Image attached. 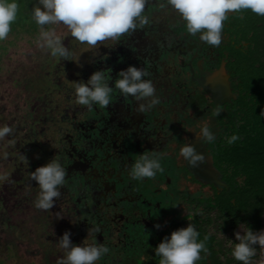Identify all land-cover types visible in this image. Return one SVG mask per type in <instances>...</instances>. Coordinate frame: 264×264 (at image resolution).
Masks as SVG:
<instances>
[{
	"label": "flooded vegetation",
	"instance_id": "obj_1",
	"mask_svg": "<svg viewBox=\"0 0 264 264\" xmlns=\"http://www.w3.org/2000/svg\"><path fill=\"white\" fill-rule=\"evenodd\" d=\"M29 1L23 8L29 14V20L23 21L24 27L32 24L35 28L28 34L10 32L8 37H40L33 9L42 6L38 0ZM143 16L148 24L109 40L108 45L98 44L96 55L89 52L75 62L72 54L69 61L63 60L64 72L58 80L65 83L64 79L69 78L73 83L64 84L66 94L61 99L68 100L67 107L55 105L50 118L55 130L47 132L44 119L39 123L33 139L37 145L30 150L40 155L42 166L55 159L66 169L61 197L49 211L33 208L32 201L38 195L28 197L31 195L26 191L34 192L32 184L38 185L29 177L20 185L25 189L23 196L15 189L17 196L13 195L11 206L0 201V214L16 216L13 221L18 222L0 220V264H57L67 256L58 242L65 232L70 233L74 245L97 242L109 248L96 264H120L132 250L134 255L139 242L151 234L157 239V234L167 232L175 220L187 215L188 209H192L191 201L196 204V199H209L224 186L213 166L211 150L226 127L224 107L234 98L224 92L219 93L221 96L218 91L211 94L200 84L208 75L218 79L217 70L222 63L224 67V62L216 67L213 46L205 47L212 55L208 54L203 47L207 43L199 39V33L193 36L186 31L180 14L166 0H148ZM232 16L229 14L224 22L222 39L231 37L226 29L231 27ZM60 27V24L46 25L45 30H55L60 37L71 35L66 26L65 30ZM86 46L74 45V51ZM129 66L144 69L148 73L144 79L151 80L156 87L160 103L149 111L137 112L140 102L115 88L118 73ZM98 70L111 76L109 86L113 92L107 108L93 104L92 110H88L77 103L74 82L87 83ZM227 80L229 84L228 75ZM47 81L50 85L51 81ZM231 95L234 97L232 92ZM218 107L221 114L217 117L213 113ZM203 126L215 133L213 143L196 141L195 134ZM41 139H46L45 143H40ZM189 143L205 157L202 166L191 167L201 179L193 175L180 155L181 148ZM151 152L160 155L164 171L157 172L154 179H132L131 166L141 154ZM36 192L40 193V189ZM23 202L25 211L19 212L22 208L18 206ZM46 213L50 215L48 219L44 217ZM29 218L36 225L40 222L43 225L35 229L31 221L29 226L25 225L30 228L25 230L21 222ZM97 228L99 232L95 231Z\"/></svg>",
	"mask_w": 264,
	"mask_h": 264
},
{
	"label": "clouds",
	"instance_id": "obj_2",
	"mask_svg": "<svg viewBox=\"0 0 264 264\" xmlns=\"http://www.w3.org/2000/svg\"><path fill=\"white\" fill-rule=\"evenodd\" d=\"M39 5L33 9V18L40 26V43L38 46L50 50L52 57L68 58L72 55L64 46L62 38L55 30H45L46 25L63 24L70 31L71 36L81 44L95 48L107 40H116L119 37L134 32L137 27L148 24L143 16L148 0H38ZM167 5L178 12L185 22L186 31L213 47L222 42V30L229 14L250 10L252 13L264 17V0H166ZM164 5H161L163 7ZM19 5L15 0H0V41L7 39L11 25L17 19ZM111 72V69L107 70ZM148 73L136 66H129L118 73L115 88L125 96L134 97L138 102L137 112L151 110L160 103L156 96V87L151 80L144 79ZM110 75L105 71L94 72L87 83L74 82L77 103L92 110L93 104L107 108L110 104L113 87L109 86ZM221 114L218 107L213 113ZM13 129L4 126L0 128V139L12 133ZM199 143H213L215 133L208 126H203L195 134ZM239 139L238 135L227 138L228 144ZM180 155L189 167L197 168L205 162V157L196 152L192 143L180 150ZM23 162L28 164L25 156ZM158 153L141 154L131 166L130 176L134 180L144 178L154 179L157 172L164 169L160 163ZM30 179L35 181L40 193L35 207L49 211L55 201L61 197V187L67 176L66 169L58 160L52 159L34 172L29 173ZM0 179L7 180L5 175ZM159 228V225H156ZM236 232L232 256L240 264H253L252 258L256 255L257 247L264 249V231L253 232L248 226L240 225ZM88 231V235L90 233ZM99 232L100 229L95 230ZM243 233V234H241ZM222 236V233H221ZM199 233L192 224L178 229L165 238L155 249L156 256L160 257L159 264H196L201 259V252L207 253L205 242L208 238L198 242ZM223 237V236H222ZM59 245L67 251L65 259L57 264H96L101 257L109 252V248L101 243L90 245H74L70 240V233L65 232L59 239ZM232 243V241H229ZM233 244V243H232Z\"/></svg>",
	"mask_w": 264,
	"mask_h": 264
},
{
	"label": "trees",
	"instance_id": "obj_3",
	"mask_svg": "<svg viewBox=\"0 0 264 264\" xmlns=\"http://www.w3.org/2000/svg\"><path fill=\"white\" fill-rule=\"evenodd\" d=\"M31 1V0H30ZM29 1V2H30ZM19 5L17 19L11 25V33L18 31L28 34L35 27L25 25L29 14L25 8L26 0H15ZM21 29L18 30V26ZM231 27L226 29L231 37L222 39L218 47H213L216 67L224 62V69L229 79V86L234 99L224 107L225 128L219 141H215L211 150L214 168L219 172L224 186L215 191L206 200L196 199L190 202L192 209L167 232L153 234L138 243V250L127 254L120 264H159L160 257L155 249L171 233L188 224H192L199 233L198 242L204 241L207 253L201 252V259L196 264H240L232 256L235 233L240 225L248 226L253 232L262 230L264 215V17L245 10L234 13ZM33 27V28H32ZM31 28V29H30ZM25 30V31H22ZM235 35V37H233ZM31 37H7L0 41L19 46ZM36 38V37H33ZM3 42V44H1ZM74 45L84 46L77 41ZM107 45L109 41H105ZM193 47L194 45L191 44ZM208 44L203 45L204 50ZM20 47V46H19ZM2 51V52H3ZM47 51L46 48L43 50ZM2 52H0L2 54ZM212 55V54H211ZM53 65V63H52ZM51 65V66H52ZM46 84L49 82L46 80ZM238 135L239 139L228 144L227 138ZM8 141L9 139L6 138ZM0 139V147L7 143ZM4 152H0V156ZM222 233V236H221ZM243 234V233H241ZM229 241H232L230 243ZM261 248L257 247L253 264H259Z\"/></svg>",
	"mask_w": 264,
	"mask_h": 264
},
{
	"label": "rangeland",
	"instance_id": "obj_4",
	"mask_svg": "<svg viewBox=\"0 0 264 264\" xmlns=\"http://www.w3.org/2000/svg\"><path fill=\"white\" fill-rule=\"evenodd\" d=\"M60 25L59 29H66L63 24ZM70 36L66 34L61 36V38L64 46L73 54L72 56H76L73 57L75 62L80 61V58L87 56L85 54L89 52H94L93 56L96 55L98 48H93L89 45L78 51L69 48L72 44L71 41H76ZM40 42V37L26 38L25 42L18 44L19 47L7 45L8 41H6L4 43L6 49L2 54L0 53V128L8 126L13 129L12 133L5 137V140L8 138L9 141L7 140V143L0 147V152H4L0 156L2 168L0 177L8 176L7 180L0 179L3 182L0 184V192L2 191L0 195L2 200L0 201L4 200L7 207L11 206V200L17 196L14 192L16 188L20 191V196L24 195L25 189L20 187V185H23L30 177L29 173L34 172L37 166L42 167L43 163L41 164L40 155L34 149L33 152H30L37 145L33 143L35 130H37L39 123L43 119L44 122L47 121V132L55 130L56 127L50 121L51 116L55 112V105L58 104L61 108L67 107L65 104L68 100L66 101L64 98L62 100L61 97H65L66 93L63 91L65 90V85H73L72 81L68 80L69 78L64 79L65 83L58 80L62 72H64L61 71L64 59L52 57L48 49L44 52V48L38 46ZM51 63H54L52 67L50 66ZM43 76L46 78L42 79L41 77ZM46 79L51 81L50 85L46 84ZM54 88L55 90H53ZM56 89H59V91ZM45 141L46 139H41L40 143H45ZM21 155L26 157L28 164L23 162ZM32 186L34 187L31 188V191L34 192L26 191L27 195H31L28 197H32L35 194L39 195V192H36L39 187L35 184H32ZM35 202L36 200L32 201L34 206ZM14 204L17 205V203ZM18 207L22 208L19 212L25 211L24 202L19 204ZM48 214L44 215L46 219L50 216ZM44 217L41 216V219H44ZM13 218H16V216L0 214V220L4 222H14ZM262 219L264 220V218ZM31 221L35 229L43 225L41 222L36 225L29 218L21 222V227L25 230L29 229L30 227L27 226H29ZM14 223L18 222L15 221ZM43 228L46 227L44 226ZM262 228L261 231H264V227ZM45 231L47 232L48 229ZM259 264H264V249H261Z\"/></svg>",
	"mask_w": 264,
	"mask_h": 264
},
{
	"label": "water",
	"instance_id": "obj_5",
	"mask_svg": "<svg viewBox=\"0 0 264 264\" xmlns=\"http://www.w3.org/2000/svg\"><path fill=\"white\" fill-rule=\"evenodd\" d=\"M217 73H218V79L216 80H213V76L211 75L205 76V79L200 81V84L202 85V87L207 92H210L211 94H215L217 93V91H218V94L220 92H224V94H229V98L231 97L234 98L230 92V87H229L228 80H227V74L225 73L223 63L218 68ZM219 96H221V94H219ZM189 169L193 173L194 176H198V178L200 179L202 178V176L196 175V171H194L191 167ZM263 218H264V215H263ZM262 227H264V220L262 221Z\"/></svg>",
	"mask_w": 264,
	"mask_h": 264
},
{
	"label": "bare ground",
	"instance_id": "obj_6",
	"mask_svg": "<svg viewBox=\"0 0 264 264\" xmlns=\"http://www.w3.org/2000/svg\"><path fill=\"white\" fill-rule=\"evenodd\" d=\"M73 57H76V56H72V58H73Z\"/></svg>",
	"mask_w": 264,
	"mask_h": 264
}]
</instances>
